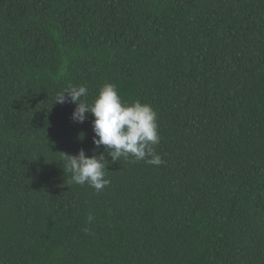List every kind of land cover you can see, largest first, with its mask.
<instances>
[{
    "label": "trees",
    "instance_id": "16d2710c",
    "mask_svg": "<svg viewBox=\"0 0 264 264\" xmlns=\"http://www.w3.org/2000/svg\"><path fill=\"white\" fill-rule=\"evenodd\" d=\"M105 84L163 162L97 192L61 167L94 117L55 100ZM0 264H264V0H0Z\"/></svg>",
    "mask_w": 264,
    "mask_h": 264
},
{
    "label": "clouds",
    "instance_id": "9594fccd",
    "mask_svg": "<svg viewBox=\"0 0 264 264\" xmlns=\"http://www.w3.org/2000/svg\"><path fill=\"white\" fill-rule=\"evenodd\" d=\"M87 91L85 86H69L58 92L55 100V104L76 105L72 113L75 123H84L88 114L94 117V154L89 157L83 149L76 155L62 154L61 167L64 173L70 174L69 183L88 185L97 192L101 191L110 184L106 178L108 157L113 163L120 158L128 160L133 157L132 163L143 160L153 166L162 164L154 148L160 142L157 114L150 105L139 101L124 104L112 84H105L91 104L81 100L87 96ZM101 148L103 152H100ZM97 152L100 153L98 156ZM87 219L91 223L94 217L89 215Z\"/></svg>",
    "mask_w": 264,
    "mask_h": 264
}]
</instances>
